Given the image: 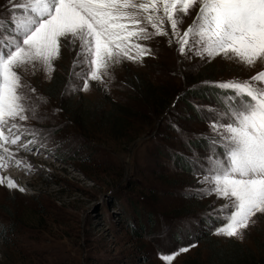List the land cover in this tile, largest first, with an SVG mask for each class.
<instances>
[{"label": "rangeland", "instance_id": "rangeland-1", "mask_svg": "<svg viewBox=\"0 0 264 264\" xmlns=\"http://www.w3.org/2000/svg\"><path fill=\"white\" fill-rule=\"evenodd\" d=\"M169 39L142 41L152 49L142 63L117 65L86 92L72 90L82 81L66 49L50 75L23 73L36 112L19 123L39 135L8 145L15 158L0 168L18 185H0V264H169L162 256L181 248L171 264H264V220L243 239L216 236L211 209L223 201L197 194L191 166L211 135L197 105L215 106L219 91L204 82L245 80L264 65L181 57Z\"/></svg>", "mask_w": 264, "mask_h": 264}, {"label": "snow or ice", "instance_id": "snow-or-ice-1", "mask_svg": "<svg viewBox=\"0 0 264 264\" xmlns=\"http://www.w3.org/2000/svg\"><path fill=\"white\" fill-rule=\"evenodd\" d=\"M0 12V153L10 158L16 154L8 145H17L22 135L33 137L31 145L38 142L39 133L19 123L36 112L26 104L23 73L35 74L39 66L50 75L62 49L75 53L72 76L82 81L72 90L85 92L90 82L112 79L117 65L142 63L152 49L141 42L156 36H170L169 45L175 43L181 57L264 65V0H6ZM204 83L219 91L215 106L197 105L211 132L204 137L207 154L191 161L197 194L223 201L211 209L221 219L216 236L243 239L264 220V70L245 80ZM5 182L18 188L0 177V185ZM187 251L181 248L162 260L171 264Z\"/></svg>", "mask_w": 264, "mask_h": 264}, {"label": "bare ground", "instance_id": "bare-ground-1", "mask_svg": "<svg viewBox=\"0 0 264 264\" xmlns=\"http://www.w3.org/2000/svg\"><path fill=\"white\" fill-rule=\"evenodd\" d=\"M6 155V154H5ZM7 162H11V159H9V157L7 156V157H5V158H2L1 157V159H0V163H6L7 164ZM13 168H11V170H12ZM18 177H17V175L16 176H14V179H17Z\"/></svg>", "mask_w": 264, "mask_h": 264}, {"label": "trees", "instance_id": "trees-1", "mask_svg": "<svg viewBox=\"0 0 264 264\" xmlns=\"http://www.w3.org/2000/svg\"><path fill=\"white\" fill-rule=\"evenodd\" d=\"M204 88H202L201 90H203ZM201 90H199V91H201ZM204 90H206V89H204ZM207 90H209V88L207 89ZM210 90H212V89H210ZM199 91H197V93H195L196 94V96L197 95H202ZM115 113V112H114ZM122 124V123H121ZM249 264H251V263H249Z\"/></svg>", "mask_w": 264, "mask_h": 264}]
</instances>
